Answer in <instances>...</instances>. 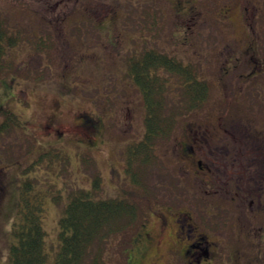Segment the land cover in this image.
I'll use <instances>...</instances> for the list:
<instances>
[{
  "label": "rangeland",
  "instance_id": "374dc122",
  "mask_svg": "<svg viewBox=\"0 0 264 264\" xmlns=\"http://www.w3.org/2000/svg\"><path fill=\"white\" fill-rule=\"evenodd\" d=\"M204 1H196L202 8H170L167 0H0V16L16 36L5 56L7 67L0 72V120L9 109L22 122L0 135V264H14L8 253L15 241L12 228L23 178L32 177L34 191L46 198L42 225L50 262L60 242L58 218L70 191L93 189V197L115 198L131 188L123 149L142 137L145 109L136 86L129 83L126 59L146 46L195 68V78L207 83V91L195 107L180 103L183 111L175 113L168 137L158 135L149 151V167L132 164L136 171L142 164L140 171L148 173L153 190L145 194L140 212L158 202L156 197L184 198L186 206L202 197L196 192L172 197L165 183L184 159L178 144L188 127H194L189 123H202L223 99L222 42L232 41L235 32L223 29L224 9L203 8ZM229 17L236 26L233 8ZM157 69L160 75L167 73ZM171 82L168 87L160 82L151 98L164 99L165 104L179 99L181 87ZM85 118L96 121L95 133L83 126ZM50 148L61 155L51 164L44 159L23 171ZM187 181L190 188L200 185L191 176ZM121 235L114 243L111 239L108 249L121 250Z\"/></svg>",
  "mask_w": 264,
  "mask_h": 264
},
{
  "label": "flooded vegetation",
  "instance_id": "af4514ba",
  "mask_svg": "<svg viewBox=\"0 0 264 264\" xmlns=\"http://www.w3.org/2000/svg\"><path fill=\"white\" fill-rule=\"evenodd\" d=\"M196 1L167 0V7L202 8ZM203 3V8H223V29L235 32L232 41L222 42L223 99L202 123H189L194 127L178 144L184 159L165 183L172 197L178 192L202 197L188 206L184 198L156 197L158 202L138 213L120 243L129 264L160 259L165 264H264V0ZM232 8L236 26L229 17ZM128 58L126 75L140 93L130 70L136 59ZM82 124L96 132V121L85 118ZM190 176L200 185L190 188Z\"/></svg>",
  "mask_w": 264,
  "mask_h": 264
},
{
  "label": "trees",
  "instance_id": "16d2710c",
  "mask_svg": "<svg viewBox=\"0 0 264 264\" xmlns=\"http://www.w3.org/2000/svg\"><path fill=\"white\" fill-rule=\"evenodd\" d=\"M15 38L16 36L0 16V72L7 67L5 56ZM138 61L140 63L135 62L130 70L133 81L142 91L145 104V129L141 138L123 149L126 161L125 173L130 177L131 188L122 189L121 195L115 198L93 197V189L78 188L70 191L68 201L58 218L60 242L50 262L45 243L46 231L42 225L46 198L43 193L34 191L32 177L23 178L18 187L17 220L12 228L15 241L10 244L8 253L12 263L129 264V253L122 250L121 245H119L121 250L117 252L108 249L109 243L111 239L114 243V239L116 240L119 234H123L132 226L140 212L141 201L144 202L145 194H153L149 186L137 184L143 179L148 181V173L145 169L143 172L140 171L142 164L137 167V171L136 166L132 164L137 161L144 162L145 168L149 167L151 164L149 151L158 135L161 138L168 137L174 124L175 113L180 114L183 111L180 103L196 106L201 103L207 90V84L191 74L192 67L182 64L174 56L149 50L145 51ZM150 65L154 67L153 71L150 70ZM158 67L167 73L157 74ZM170 77L175 78L176 87H181V97L175 100L178 102L165 104L163 101H167L164 99L151 98L154 95L153 91L155 89L157 91L161 83L166 86ZM186 108L190 107L184 109ZM3 114L4 118L0 121V135H4L10 128L21 127L22 122L15 113L5 109ZM58 155L60 156L61 153L56 149L43 150L23 171L33 168L44 159L51 164Z\"/></svg>",
  "mask_w": 264,
  "mask_h": 264
}]
</instances>
